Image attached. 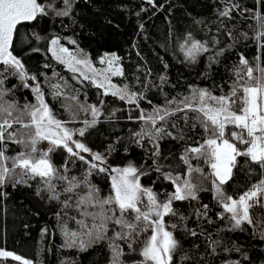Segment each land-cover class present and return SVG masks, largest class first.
Returning a JSON list of instances; mask_svg holds the SVG:
<instances>
[{
	"label": "trees",
	"instance_id": "obj_1",
	"mask_svg": "<svg viewBox=\"0 0 264 264\" xmlns=\"http://www.w3.org/2000/svg\"><path fill=\"white\" fill-rule=\"evenodd\" d=\"M40 2L52 3L57 9L64 7L62 0ZM232 5L237 7L232 9L230 18L220 16L221 11ZM261 25H264V0H74L68 16H57L49 9L46 16L19 25L18 34L14 36L13 55L23 63L29 87H24L19 76L11 75V69L5 72L0 64V72L6 77L3 87L11 90L4 96V102L15 103L17 111L13 116L19 115L25 104L36 103L31 88L39 84L54 117L72 131L74 141L83 143L90 152L80 151L70 144L85 160L71 155L62 146L49 153L57 177L67 178H53L54 191H50L39 177L31 179L20 169L0 186V249L22 255L33 264H112L109 238L119 227L111 223L108 238L88 243L83 249L65 246V226L78 231L76 221L84 219L77 201L87 195L89 185L99 190L100 198L108 196L111 193L110 169L129 164L143 173L141 185L165 200L174 186L164 178V173L184 177L187 165L181 156L189 146L202 143L206 133L196 120L195 112L187 113V121L184 112H176L153 126L139 119L141 110L147 116L155 107H164L167 100L190 96L193 88L208 89L217 96L227 94L236 81V72H246L240 64L241 56L254 69V76H258L257 65L264 67V48L255 39L256 34L264 30ZM189 33L202 43L207 42L210 50L198 55L195 61L187 59L181 49ZM53 37L69 52L78 57L86 55L96 64L105 53L114 52L120 57L124 75L112 76V79L120 86L128 85L131 92L143 93L145 99H141L137 107L135 103L104 95L102 88L83 79L79 72L73 73L69 66L53 56L49 48ZM221 50L222 55L217 56ZM209 56H215V60L210 61ZM33 76L35 80L31 79ZM52 85H59L62 93L59 97L53 95ZM80 105H95L99 109L95 124L85 125L84 122H91L93 117L91 111L81 110ZM168 107L174 109L176 104ZM28 119L27 115L22 117L25 123ZM155 127L164 129L162 138L157 141L135 135L141 129L154 134ZM82 128L85 129L83 136L78 131ZM8 131L27 142L31 130L14 124ZM3 147L8 157L30 151L25 145L8 139ZM48 148V141L37 144L38 154ZM157 151L159 155H155ZM92 153L103 156L104 163L100 166L109 171L92 169L88 174ZM6 163L11 168V160ZM191 164L203 170L202 174L194 172L191 176L192 183L202 190L197 191V199L174 201L172 206L177 215L165 217L167 225H177L174 231L181 241L176 264L237 261L239 264H264V239H261L264 208L254 207L252 223L244 222L233 230L228 215L220 217L223 208L207 178L210 166L203 159L194 158ZM262 178L264 175L258 166L238 157L233 176L223 188L227 195L238 197ZM17 180L26 183H16ZM73 185L76 186L72 191H65ZM53 195H58L59 199H52ZM65 200L69 207H65ZM204 205L208 206L206 212ZM128 219H132V214ZM188 230L196 231L197 235H190ZM148 234H143L141 240ZM213 241L216 242L215 252L211 246ZM116 243L124 248L125 255L121 259L125 264L141 259L139 246L137 252L130 253L124 242ZM185 255L188 259L182 261ZM0 264L20 262L0 257Z\"/></svg>",
	"mask_w": 264,
	"mask_h": 264
},
{
	"label": "snow or ice",
	"instance_id": "obj_2",
	"mask_svg": "<svg viewBox=\"0 0 264 264\" xmlns=\"http://www.w3.org/2000/svg\"><path fill=\"white\" fill-rule=\"evenodd\" d=\"M64 7L55 8L52 3L44 4L40 0H0V64L4 66V71L11 69V75L19 76L24 81V87H29L27 83V73L20 59L13 55L14 36L18 34V26L24 22L36 20L39 16H46L51 9L57 16H68L72 10L74 0H62ZM226 7L220 12V16L230 18L233 8ZM259 19V15L257 16ZM264 29V25H261ZM231 36V32L228 33ZM255 39L260 42V47L264 48V30L256 34ZM75 43V41H73ZM214 43L218 41L214 40ZM52 45H58L59 39L53 38ZM181 49L185 57L195 61L201 53L209 52L207 42L202 43L188 34ZM53 56L69 66L73 73H80L85 80H90L97 84V87L104 89V95L118 97L122 101L135 103L139 107V101L145 99L143 93L131 92L128 85L122 88L111 82L110 76H123V69L119 64L120 57L115 53L110 56L105 53L101 57V63H106L107 68L98 72L91 64L86 55L78 57L77 54L69 52L67 48L60 47L50 49ZM223 50L216 53L222 55ZM67 55V59L64 58ZM259 60V57H257ZM210 61L215 60V56H209ZM240 64L246 68V72H236V81L233 83L230 91L224 95H214L208 89L193 88L190 96H185L180 100L173 98L167 100L164 107H155L151 114L147 116L141 110L139 119L145 123L156 125L157 121H165L166 118L175 115L176 112H184L185 120H188L187 113H197L196 120L206 133V138L202 143L196 146H189L185 149L181 160L187 165L185 176H173L171 173H164V178L169 180L174 186V191L166 194L165 200L159 199V194L152 189L143 187L140 183V175L143 174L134 165L129 164L123 168H112L114 173L111 176V193L100 198L99 190L89 185L88 193L85 197L77 201V208L84 219L77 220L78 231L63 229L65 236V246H78L84 248L88 243L108 238L109 223L118 226L119 231H115L110 239L109 247L112 250V264H125L121 259L125 253L124 248L116 243L122 241L126 244L130 253L137 252L139 246V256L141 259L134 264H176L175 256L181 248V241L177 238L175 229L176 224L170 226L166 224V216H176L177 212L173 208L174 201H183L186 199H197V191L202 190L196 184L192 183L191 176L195 173H203L199 167H193L191 159L201 160L208 164L211 173L208 179L211 180L215 198L221 204L223 212L233 222L232 229L240 228L242 223H252L251 210L254 207L264 208V178L257 183L252 184L246 191L238 197L227 195L223 186L231 180L233 169L237 167L238 157L246 158V162L258 166L261 174L264 175V67L257 65L256 71L260 74L254 76V69L249 66V62L243 56L240 58ZM87 69L88 71H84ZM91 72L92 75H88ZM103 77V82L97 83L99 77ZM0 186H3L16 169L31 179L39 177L45 186L54 191L52 184L53 178L60 180L66 177H57V169L51 162L49 153L56 150L57 147H63L73 156H78L80 160H85L79 151L90 152L83 143L72 139V131L64 126V123L57 120L45 101L44 93L39 84L31 88L35 95V104H25L19 115L13 116L17 111L15 103L4 102V96L10 89L3 87L6 77L0 72ZM31 79L35 80L33 76ZM164 77H161V81ZM53 95L59 97L62 93L59 85H52ZM73 99H76L73 97ZM151 103V101H148ZM176 104L174 109L168 105ZM83 111H91L92 121H85V125L96 123V117L99 109L95 105H80ZM24 115L28 116V122L22 120ZM14 124L30 129L27 142L23 139H17L15 132L8 130ZM195 127V125H193ZM79 134L84 135L85 129H79ZM164 133L162 127H155L152 131L135 133L136 136L143 138L148 136L151 140L157 141ZM7 134V135H6ZM172 135V133H167ZM181 138H183L181 136ZM8 139L14 143L25 145L29 148L28 152H19L17 155L8 157L5 155L3 147L4 141ZM40 141H48L47 151L39 152L37 144ZM242 146V147H241ZM155 155H159L158 151ZM11 160L12 166H7V161ZM96 162H100L99 164ZM104 163V158L99 153H92V159L89 161V175L92 169H98L100 172L109 171V169L100 166ZM157 171L160 168L157 167ZM86 184L87 179L84 181ZM16 183H26L23 180H17ZM71 184V181L69 182ZM72 187L66 188V192L73 190ZM146 197V203L143 200ZM52 199H59L58 195H53ZM65 207H69L67 200L64 201ZM205 212L207 205L203 206ZM89 209H95L90 211ZM132 214V219L128 216ZM181 219H184L181 217ZM89 220L91 221L89 223ZM171 228L172 230H169ZM185 230L186 226H185ZM47 231V229H44ZM190 235L196 236L197 232L188 230ZM150 233L144 236L143 234ZM84 237H88L87 240ZM264 239V234L261 235ZM216 242H212V251L215 252ZM238 250V249H237ZM0 257L11 258L20 264H33V261L17 255L11 251L0 249ZM188 257L182 256L181 260H187ZM229 264H239V262H229Z\"/></svg>",
	"mask_w": 264,
	"mask_h": 264
},
{
	"label": "rangeland",
	"instance_id": "obj_3",
	"mask_svg": "<svg viewBox=\"0 0 264 264\" xmlns=\"http://www.w3.org/2000/svg\"><path fill=\"white\" fill-rule=\"evenodd\" d=\"M53 38H56V37H53ZM53 38H51V40L53 39ZM51 40H50V43H49V48L50 49H53V48H55L56 50H57V53L58 54H60L59 52H58V49L60 48V47H64V48H67L66 46H64V45H62V44H58V45H52L51 44ZM52 52V51H51ZM108 54H109V56L112 54V53H114V52H107ZM104 56V55H103ZM103 56H101V57H103ZM101 57L99 58V60H98V62H97V64L96 63H94V62H92V61H90L91 62V64H92V66L98 71V72H100L101 70H103V69H105V68H107V64L106 63H101ZM64 58L65 59H67L68 57H67V55L66 54H64ZM68 66V65H67ZM84 71H88L87 69H83ZM88 75H92V73L91 72H88ZM110 79H111V82L113 83V84H115V85H117L118 87H123V86H120V85H118V84H116V82L112 79V76H110ZM100 82H103V77L101 76V77H99L98 79H97V83H100ZM97 85V84H96ZM103 89V88H102ZM104 90V89H103ZM111 174H113L114 175V173H112L111 172ZM143 200H144V202L146 203V200H147V198L146 197H143Z\"/></svg>",
	"mask_w": 264,
	"mask_h": 264
},
{
	"label": "bare ground",
	"instance_id": "obj_4",
	"mask_svg": "<svg viewBox=\"0 0 264 264\" xmlns=\"http://www.w3.org/2000/svg\"><path fill=\"white\" fill-rule=\"evenodd\" d=\"M11 252H13V251H11ZM14 253V252H13ZM16 254V253H15ZM17 255H19V254H17ZM20 256H22V255H20ZM23 257V256H22ZM25 258V257H24Z\"/></svg>",
	"mask_w": 264,
	"mask_h": 264
},
{
	"label": "water",
	"instance_id": "obj_5",
	"mask_svg": "<svg viewBox=\"0 0 264 264\" xmlns=\"http://www.w3.org/2000/svg\"><path fill=\"white\" fill-rule=\"evenodd\" d=\"M46 101V100H45ZM47 102V101H46ZM113 175V174H112ZM27 259V258H26Z\"/></svg>",
	"mask_w": 264,
	"mask_h": 264
}]
</instances>
